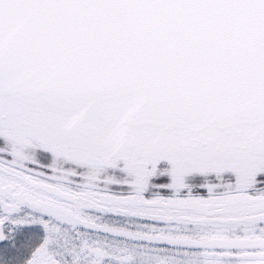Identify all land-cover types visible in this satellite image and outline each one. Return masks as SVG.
<instances>
[{"label": "snow or ice", "instance_id": "6c2138e0", "mask_svg": "<svg viewBox=\"0 0 264 264\" xmlns=\"http://www.w3.org/2000/svg\"><path fill=\"white\" fill-rule=\"evenodd\" d=\"M0 264H264V0H0Z\"/></svg>", "mask_w": 264, "mask_h": 264}]
</instances>
